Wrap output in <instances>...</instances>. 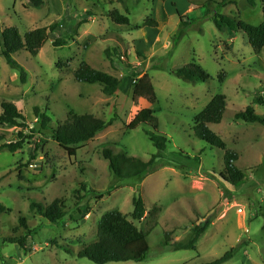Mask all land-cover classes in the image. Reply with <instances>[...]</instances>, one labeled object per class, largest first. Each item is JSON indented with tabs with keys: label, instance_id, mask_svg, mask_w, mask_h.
Listing matches in <instances>:
<instances>
[{
	"label": "rangeland",
	"instance_id": "rangeland-1",
	"mask_svg": "<svg viewBox=\"0 0 264 264\" xmlns=\"http://www.w3.org/2000/svg\"><path fill=\"white\" fill-rule=\"evenodd\" d=\"M112 11L127 17L129 25L112 22ZM218 12L253 25L262 21L259 4L250 8L245 0H44L38 8L24 0H0V34L16 28L23 36L56 26L36 57L25 50L12 55L26 73L25 83L6 64L0 42V100L15 104L25 117L18 130L0 125V146L19 141L17 131L24 135L16 153L0 150V205L5 208L0 213V264H93L77 253L95 240L98 221L111 210L126 215L146 235L149 252L140 263L107 264H204L231 248L237 251L224 264H264V125L235 119L254 97L264 96V49L255 54L242 32L232 33L224 25L219 30L213 19ZM80 19L87 23L77 36L53 47ZM81 62L118 78L117 93L107 96L98 84L76 82L73 71ZM191 62L208 75L206 83L192 85L171 74ZM144 74L155 90L153 106L131 99L133 81ZM217 95L225 96L227 106L221 122L209 128L238 155L235 164L244 180L236 185L219 178L223 152L193 132L194 117ZM35 107L51 117L48 130L35 122ZM143 108L154 112L166 149L144 179L116 180L103 148L143 162L157 154L146 134L151 129L127 130ZM69 111L111 121L94 139L73 146L78 148L73 157L51 139ZM255 111L264 113L259 107ZM35 144L40 145L36 153ZM113 186L115 191L99 196ZM134 196H141L147 209L140 222L130 218ZM55 199H63L65 206L56 224L42 217V208ZM19 218L34 231L25 250L3 243L24 235ZM207 222L195 250L164 245L165 234L170 245L187 243L193 228Z\"/></svg>",
	"mask_w": 264,
	"mask_h": 264
},
{
	"label": "trees",
	"instance_id": "trees-1",
	"mask_svg": "<svg viewBox=\"0 0 264 264\" xmlns=\"http://www.w3.org/2000/svg\"><path fill=\"white\" fill-rule=\"evenodd\" d=\"M28 6L38 8L44 4V0H24ZM226 1V0H225ZM250 8L259 4L262 12V21L253 25L237 16L229 14L215 13L214 22L219 30L226 27L232 33L242 32L248 41L249 46L255 54H260L264 49V0H245ZM223 8L224 5H219ZM110 19L117 25H129L127 17L121 15L118 11H112L109 14ZM182 20L183 17H180ZM86 19H80L72 27L71 33L66 38H58L52 42V46L62 47L68 44V40H73L77 36L82 25L86 24ZM154 24V23H153ZM152 24V25H153ZM150 23H144V26H149ZM221 25H224L222 27ZM56 26L36 28L28 31L21 36L16 28H6L0 34V42L2 44V56L6 64L13 70L20 72V81L25 83L26 73L24 69L12 58V55L20 50H25L31 57H36L47 40V33H55ZM181 36V33H180ZM116 52V51H114ZM105 55L108 57L109 50H105ZM173 74L177 79L196 85L198 83H206L209 79L208 75L195 62H191L182 67L172 69ZM73 78L76 82L85 84H98L101 86V92L104 95L112 96L120 88L121 81L103 71L92 68L86 62H81L73 71ZM222 81V80H221ZM132 102L135 104L139 100L145 101L148 106H153L157 102L156 94L152 83L147 74L135 80L131 94ZM226 98L223 95H217L198 113L193 119L194 136L212 148H216L223 152V170L219 174V178L224 182H229L232 185L241 183L244 180V172L236 166L238 155L227 149L226 144L214 134L209 125L218 124L223 118L226 110ZM1 114L0 125L3 127H15L16 130L25 121V117L20 109L15 104L0 100ZM255 107H259L264 111V96L258 95L253 98L252 103L243 111L235 115L236 120H241L245 123H258L264 125V113L258 114ZM35 122L39 125L40 130H48L52 123L51 117L38 107L33 108ZM111 125V121L105 122L91 114H75L73 111L67 113L66 119L59 123L53 130L51 139L64 150L69 157L75 156L80 146L104 131ZM143 125L151 129L146 132L149 140L157 150V154L150 157L146 162H143L134 157H128L126 154H113L109 148H103L101 155L108 161V169L110 174L116 180H128L132 178L144 179L155 171L156 160L162 156L167 146L165 135L158 131V120L154 116V112L150 108L139 110L127 125V130H134L138 126ZM19 141L15 143H7L0 146V150L7 149L10 153H16L22 149L24 135L17 131ZM3 136L0 135V139ZM40 150V145L35 144L33 152ZM34 159V156H31ZM117 187L113 186L104 193H99V196L109 195L115 191ZM133 211L130 214L132 221L140 222L146 216V206L141 196H134L132 199ZM63 199H55L49 205L42 209L44 213L42 217L50 223H58L65 215ZM155 209L153 208L152 211ZM5 208L0 205V213H3ZM208 222L201 226H196L192 230V237L187 243L169 244L168 234H165L164 245H169L173 250H195L197 241L205 233L208 228ZM19 226L25 230L23 236L4 238L3 243L17 244L19 248L26 249L28 239L34 235V231L30 230L25 218H19ZM236 248H231L223 256L204 264H224L230 261L236 253ZM149 252V243L146 235L138 229L131 221L127 219L118 210H111L105 213L98 221L96 228L95 240L82 244L77 253V257L87 259L93 264H107L119 262H143Z\"/></svg>",
	"mask_w": 264,
	"mask_h": 264
},
{
	"label": "built area",
	"instance_id": "built-area-1",
	"mask_svg": "<svg viewBox=\"0 0 264 264\" xmlns=\"http://www.w3.org/2000/svg\"><path fill=\"white\" fill-rule=\"evenodd\" d=\"M133 82L135 83V81H133ZM134 83H133V84H134ZM238 212L240 213V212H241V210L239 209V210H238Z\"/></svg>",
	"mask_w": 264,
	"mask_h": 264
}]
</instances>
